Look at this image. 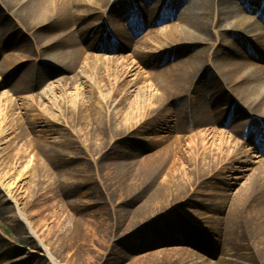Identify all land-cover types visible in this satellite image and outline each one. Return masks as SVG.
Segmentation results:
<instances>
[{"label":"bare ground","instance_id":"bare-ground-1","mask_svg":"<svg viewBox=\"0 0 264 264\" xmlns=\"http://www.w3.org/2000/svg\"><path fill=\"white\" fill-rule=\"evenodd\" d=\"M1 60L13 94H0V125L11 112L18 127H72L38 138L46 160L95 170L78 185L108 187L132 234L205 254L171 248L142 264H264V0H0ZM18 127L0 126V154ZM102 227L80 230L103 261L116 249Z\"/></svg>","mask_w":264,"mask_h":264},{"label":"rangeland","instance_id":"rangeland-1","mask_svg":"<svg viewBox=\"0 0 264 264\" xmlns=\"http://www.w3.org/2000/svg\"><path fill=\"white\" fill-rule=\"evenodd\" d=\"M143 35L137 38L140 39ZM116 54L120 56L124 53ZM127 55L128 52L125 53V56ZM50 82L52 80L39 88H32L19 95L21 102L25 101V105H30L31 100L42 94ZM10 86L0 89V94L4 95L3 105L9 98L12 99L13 93H11ZM75 90L76 87L60 92L74 94ZM7 93H10V96ZM57 95L60 96V93ZM136 95L137 92L133 94L134 98ZM39 105L37 110L40 108ZM40 112L42 109H39L38 113ZM14 117L18 127L17 121L23 117L17 113L13 115L11 112L0 126L5 128ZM17 129H20L18 140L7 148V151L0 154L1 173L5 175L0 185V264H51L50 259L45 257L46 251L58 264H81L79 260L82 257V250L88 251V255L84 253L82 259L90 256L89 264H112L117 258L119 259L120 254H129L130 259H124L118 264H142L141 262L147 263L155 253L165 249L189 250V245L180 242L166 245L162 243L163 241L152 240L142 233L132 234L128 225V214L123 213V206L116 203L119 198L117 197L114 201L108 194L110 192L108 187L101 188L97 184L78 185L95 177V170L79 169L85 166L81 160L72 161L67 168H56L59 162L45 159L43 149L39 148V139L52 140L56 137L59 140L61 136L71 135L72 127H63L62 130L57 127L56 129L60 132L53 135L42 128L34 130L28 124H20ZM153 136L155 135H149V137ZM141 137H146V135H141ZM130 143L134 144V148H137L139 144L138 150H144V140L133 137ZM46 145L50 148L54 147L49 141ZM53 181L55 186L52 184ZM15 194L17 197L14 199L18 203L17 206L13 201L8 200L9 195L15 196ZM16 207L25 218L23 222L14 218ZM49 217L51 221L47 220ZM44 221H49V224L46 226ZM121 222L122 230L117 227ZM96 224L99 227L103 226L102 228L110 233L108 241L103 243L104 247L110 242V247L116 249L103 261L101 256L98 258L99 254L93 248L96 241H93L90 236H83L84 233L80 230L84 227L86 230L87 226L96 227ZM29 227L37 233V238L28 237ZM100 230L104 229L100 228ZM138 230L140 229H134V232ZM69 243L72 244V248L66 249ZM104 249L102 246L100 251ZM105 251L107 252V249ZM195 251L205 256L203 252ZM218 260L215 258L214 262L218 263Z\"/></svg>","mask_w":264,"mask_h":264}]
</instances>
